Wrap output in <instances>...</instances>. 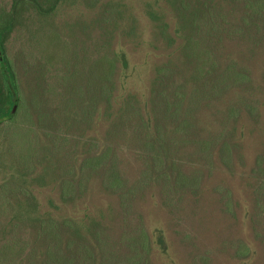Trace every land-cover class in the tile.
<instances>
[{"label":"rangeland","instance_id":"374dc122","mask_svg":"<svg viewBox=\"0 0 264 264\" xmlns=\"http://www.w3.org/2000/svg\"><path fill=\"white\" fill-rule=\"evenodd\" d=\"M26 2L14 22L0 0L21 99L0 125V264L17 165L49 173L29 185L43 210L90 226H28L22 264H264V0Z\"/></svg>","mask_w":264,"mask_h":264},{"label":"trees","instance_id":"16d2710c","mask_svg":"<svg viewBox=\"0 0 264 264\" xmlns=\"http://www.w3.org/2000/svg\"><path fill=\"white\" fill-rule=\"evenodd\" d=\"M58 2L59 0H43V2L37 3L35 7L39 9L40 12L50 13L56 9ZM28 4H30V2H26V0H14V22L16 21L17 17L20 16L18 15L19 13H16L17 9H23L25 6H28ZM6 25V21L0 18V125L4 121L13 118V106H15V118V113L18 111L19 102L21 100L16 73L4 49L3 37L8 31V26ZM119 61L122 68H128L127 57L122 51L119 54ZM101 64L102 67L100 68V72L106 77L105 79H109L110 82L105 88L108 93L107 98L110 99V95L112 94L111 91L114 88V84L110 79V76L115 73L116 64L114 60L110 59L107 61L102 60ZM155 81H157V79ZM142 124L145 126V128H147L149 124V118L147 117V119H142ZM232 130L233 133H235V130ZM47 175H49V173L43 168L42 171L37 174L28 173V170H21L19 169V165L15 166L14 168V179L21 181L22 184L25 185V188L23 189H18L16 191L14 190V264H22V261L20 257L18 258V255L21 254V251L27 244V241L24 238V232H26L25 230L28 226L34 227L36 225V227L39 229L46 228L53 235H59L60 231L65 229V226L67 228L70 227V231L77 234H79V229L83 226L86 229H90L89 224L85 223V219L77 220L71 217L68 218V220H57L55 215L58 213L57 211L59 210V207L55 204H51V206L45 210L40 207L37 196L33 193L31 188H29V185L35 182L39 184L44 183ZM91 221L92 223L97 222L93 217L90 219V222ZM157 242L164 252L166 245L159 230L157 233Z\"/></svg>","mask_w":264,"mask_h":264},{"label":"water","instance_id":"95a60500","mask_svg":"<svg viewBox=\"0 0 264 264\" xmlns=\"http://www.w3.org/2000/svg\"><path fill=\"white\" fill-rule=\"evenodd\" d=\"M14 110H15V106H13V108H12V113L14 112Z\"/></svg>","mask_w":264,"mask_h":264}]
</instances>
